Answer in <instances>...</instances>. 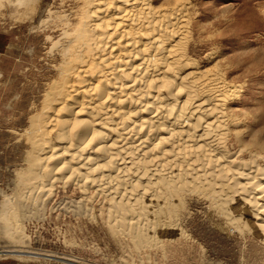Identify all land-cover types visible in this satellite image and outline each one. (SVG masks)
<instances>
[{
	"label": "bare ground",
	"instance_id": "bare-ground-1",
	"mask_svg": "<svg viewBox=\"0 0 264 264\" xmlns=\"http://www.w3.org/2000/svg\"><path fill=\"white\" fill-rule=\"evenodd\" d=\"M4 4L8 25L30 26L40 42L45 71L17 133L26 148L0 205L4 237L21 240L26 202L61 189L135 251L184 244L192 201L222 231L264 241V107L236 113L243 87L194 55L193 0Z\"/></svg>",
	"mask_w": 264,
	"mask_h": 264
},
{
	"label": "rangeland",
	"instance_id": "rangeland-1",
	"mask_svg": "<svg viewBox=\"0 0 264 264\" xmlns=\"http://www.w3.org/2000/svg\"><path fill=\"white\" fill-rule=\"evenodd\" d=\"M4 8L0 0V205L12 194L14 173L26 148L17 133L26 125L28 105L38 99L45 75L37 58L40 42L33 47L30 26L8 25ZM193 8L198 25L194 55L205 66L218 61L228 78L243 87L233 103L236 113L260 115L264 0H193ZM209 48L215 53L208 61L204 56ZM46 198L23 207L21 240L13 242L0 233V264H264V241L222 231L200 202L187 206L181 224L185 243L163 252L127 248L105 229L102 218L79 199L76 190L58 189Z\"/></svg>",
	"mask_w": 264,
	"mask_h": 264
}]
</instances>
